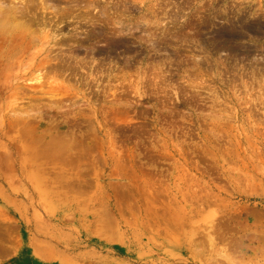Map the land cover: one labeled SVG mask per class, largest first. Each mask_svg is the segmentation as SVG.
I'll return each mask as SVG.
<instances>
[{
    "label": "rangeland",
    "instance_id": "1",
    "mask_svg": "<svg viewBox=\"0 0 264 264\" xmlns=\"http://www.w3.org/2000/svg\"><path fill=\"white\" fill-rule=\"evenodd\" d=\"M0 9V264H264V0Z\"/></svg>",
    "mask_w": 264,
    "mask_h": 264
},
{
    "label": "bare ground",
    "instance_id": "2",
    "mask_svg": "<svg viewBox=\"0 0 264 264\" xmlns=\"http://www.w3.org/2000/svg\"><path fill=\"white\" fill-rule=\"evenodd\" d=\"M0 18V27L5 28L4 26H6L8 29V25L10 27L9 21L12 23V19L2 9H0Z\"/></svg>",
    "mask_w": 264,
    "mask_h": 264
}]
</instances>
